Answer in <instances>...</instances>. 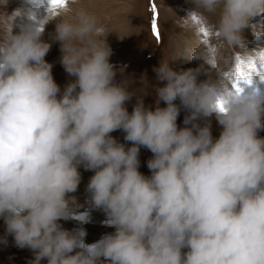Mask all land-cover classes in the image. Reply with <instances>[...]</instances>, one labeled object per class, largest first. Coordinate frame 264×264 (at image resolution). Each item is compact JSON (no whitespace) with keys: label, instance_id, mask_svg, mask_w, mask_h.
<instances>
[{"label":"clouds","instance_id":"1","mask_svg":"<svg viewBox=\"0 0 264 264\" xmlns=\"http://www.w3.org/2000/svg\"><path fill=\"white\" fill-rule=\"evenodd\" d=\"M79 3L69 0L39 21L32 7L0 12V218L16 245L33 251L31 264H264V90L255 84L229 94L227 79L208 72L198 83L200 68L177 71L163 59L153 69L165 82L157 106L138 99L129 113L135 93L130 81L114 82L110 32ZM189 3L186 23L195 14L221 48L246 49L249 28L262 36L253 25L264 17V0ZM51 20L61 63L75 78L62 94L42 39ZM187 58L211 61L198 50ZM177 99L189 112L183 128ZM213 114L222 126L215 140L208 124L196 123ZM116 130L131 147L117 142ZM141 146L153 153L151 176L139 171ZM80 166L94 170L92 202L115 228L91 245L59 223L74 216L69 194Z\"/></svg>","mask_w":264,"mask_h":264},{"label":"rangeland","instance_id":"2","mask_svg":"<svg viewBox=\"0 0 264 264\" xmlns=\"http://www.w3.org/2000/svg\"><path fill=\"white\" fill-rule=\"evenodd\" d=\"M152 4H155L158 13L157 23L161 33L159 41L151 29ZM46 6L47 0H8L7 6H0V12L10 15L17 8L32 7L39 21L46 15ZM78 7L94 13L100 24L110 32L106 40L112 49L110 62L117 73L114 82L130 81L128 90L135 93L125 104L129 113L133 111L138 99H143L146 108L154 110L157 106L156 88L162 87L165 82L157 80L153 69L158 67L163 59L169 61L170 67L177 71L200 68L197 76L198 83L208 79L209 72L212 79L223 77L231 84L225 73H234L235 57L239 55L247 58L264 47V37L257 38L250 28L244 32L247 41L246 49L221 48L220 42L211 31L210 44L204 45L202 34L196 27L197 24L192 20L186 23L185 15L192 7L189 0H80ZM209 19L214 22L217 17L212 16ZM21 22L23 21L17 18V25ZM254 23L255 31L264 36V17L255 18ZM55 25L56 20L44 24L42 39L51 44L45 59L53 66V78L60 86L62 94L65 87L75 78L65 71L61 63V44L55 40ZM13 31L18 32L19 27H14ZM209 47L219 50L222 58L217 59V51L213 55L208 51ZM194 50L207 53L210 59L214 58L215 67L207 65L202 60L187 58ZM256 84L264 90V83L257 81ZM175 103L180 105L179 99ZM159 106L165 107L166 104L161 101ZM187 115H189L188 110L180 105L178 127H185L184 120ZM196 123L200 126L208 124L214 140L218 139L222 132V126L219 125L214 114L210 117H201ZM111 135L117 142L124 144L126 149L132 146L131 142L124 139L126 133L123 130H116ZM258 135L264 138V130H260ZM152 157L153 153L150 150L140 147L139 171L145 176H151L147 163ZM79 171L81 174L79 187L75 193L69 194V197H75L76 201L74 216L68 220H61L59 223L63 229L74 234L83 232L84 244L91 245L104 235L114 233L115 228L106 223V213L96 208L92 202L88 184L95 174L94 170H85L83 166H80ZM182 251L186 252L187 249ZM32 260H34L33 251L27 247H18L14 236L7 232L4 219L0 218V264H31ZM41 264H47V260H42Z\"/></svg>","mask_w":264,"mask_h":264},{"label":"snow or ice","instance_id":"3","mask_svg":"<svg viewBox=\"0 0 264 264\" xmlns=\"http://www.w3.org/2000/svg\"><path fill=\"white\" fill-rule=\"evenodd\" d=\"M69 0H47L46 11L51 15H57L58 10L67 7ZM152 9V21L151 29L159 41L161 38V33L158 28L157 23V10L155 4L151 5ZM192 21L199 25V32L202 34V43L206 46L210 44L209 37L212 35L207 26L198 18L195 14L191 17ZM218 35V34H217ZM264 37V36H261ZM208 51L214 55L216 49L214 47H209ZM235 70L234 73H225L228 79L231 82V92L240 93L245 90L247 87H252L256 84L257 81L264 83V47L258 49L254 55H249L247 58L236 56L235 57ZM210 66L215 67L214 58L210 61ZM225 99H221L217 102V108L220 111H226Z\"/></svg>","mask_w":264,"mask_h":264}]
</instances>
